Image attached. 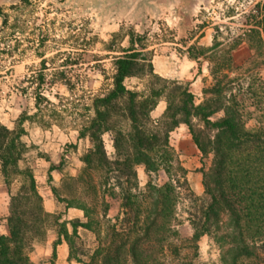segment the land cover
I'll use <instances>...</instances> for the list:
<instances>
[{
    "label": "trees",
    "instance_id": "obj_1",
    "mask_svg": "<svg viewBox=\"0 0 264 264\" xmlns=\"http://www.w3.org/2000/svg\"><path fill=\"white\" fill-rule=\"evenodd\" d=\"M255 7L251 23L232 37V48L246 41L254 51L244 63L235 64L230 53L216 58L222 44L218 26L211 46H187L188 58L211 64V82L199 103L189 82L157 74L147 38L128 32V45L112 56L113 72L104 76L110 81L89 96L92 113L80 123L79 137L91 147L81 156L78 175L64 180L62 190L70 198L57 196L67 208L80 209L84 220H56L52 257L64 241L68 260L80 264H199L198 243L208 236L218 249L215 264H264V80L254 71L264 40V0ZM129 78L144 79V87L128 88ZM35 99L40 111L41 102L50 105L40 89ZM162 99L165 108L154 119L151 112ZM21 121L15 129L0 122V174L8 184L20 179L9 198L8 233H0V264H41L29 254L54 217L44 209L32 168L21 165L28 149ZM180 125L203 158L211 155L209 167L199 169L202 196L191 190L170 143ZM105 133L111 135L112 155ZM139 166L147 176L143 185ZM182 199L189 203L185 214L178 212ZM113 201L119 211L111 218ZM80 228L93 235L91 246L81 243Z\"/></svg>",
    "mask_w": 264,
    "mask_h": 264
},
{
    "label": "rangeland",
    "instance_id": "obj_2",
    "mask_svg": "<svg viewBox=\"0 0 264 264\" xmlns=\"http://www.w3.org/2000/svg\"><path fill=\"white\" fill-rule=\"evenodd\" d=\"M262 0H0V122L18 128L21 118L28 149L22 166L32 168L44 209L54 214L47 220L44 235L33 241L30 259L41 264H80L68 260V246L58 241V222L74 218L84 220L80 209L66 207L57 196L70 198L62 190L64 180L77 176L83 163L81 156L91 147L87 138L79 137L80 123L91 114L89 96L99 90L113 72L112 56L128 45L127 34L133 30L147 38L154 71L168 79L190 83L195 102L202 99V88L211 82L208 60L200 63L188 58L187 46H211L215 27L222 44L216 58L228 53L235 64L251 58L254 51L246 41L232 48V37L242 34L251 23L256 4ZM258 66L254 71L264 80V40ZM45 60V64H42ZM40 74H44L43 81ZM128 88L144 87L145 80L129 78ZM44 92L50 105L35 106L36 91ZM71 88V89H70ZM165 108L162 99L151 112L160 117ZM221 114H217L220 116ZM108 155H112L111 135L103 134ZM170 143L177 160L187 170L189 186L196 196L203 195L202 174L211 155L203 158L185 125L170 133ZM143 185L147 176L143 166L137 168ZM20 179L5 182L0 174V233L7 234L6 216L11 194ZM188 200L182 199L178 212L185 214ZM119 211V203L109 205L108 216ZM57 217V218H55ZM68 230H71L67 224ZM85 247L93 235L78 230ZM79 241L77 245L81 247ZM218 249L208 236L198 243L196 262L215 264Z\"/></svg>",
    "mask_w": 264,
    "mask_h": 264
}]
</instances>
